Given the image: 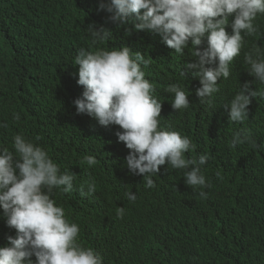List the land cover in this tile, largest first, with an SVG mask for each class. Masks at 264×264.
<instances>
[{"label":"clouds","instance_id":"1","mask_svg":"<svg viewBox=\"0 0 264 264\" xmlns=\"http://www.w3.org/2000/svg\"><path fill=\"white\" fill-rule=\"evenodd\" d=\"M97 10L116 26L130 24L143 34L110 51L79 49L74 75L83 92L80 98L60 96L53 104L52 111L58 108L66 119L64 128L54 124L53 138L82 129V151L88 155L84 161L90 167L120 156L119 145L124 144L123 169L142 175L146 188L156 186L152 177L167 164L185 170L184 183L200 189V198L207 199L203 189L211 184L202 168L209 155L186 158L196 145L177 125L195 126L197 110L214 107L216 94L228 97L225 108L230 109L231 122L247 120L252 99H264V91L251 90L248 79L236 80L240 66L264 85V0H98ZM88 31L97 45L112 36L110 29L95 24H89ZM148 67H153L154 79L146 75ZM161 73V79L169 74L173 81L164 92L158 88ZM10 78L0 90V264H116L107 247V227L114 225L131 237L147 225L142 217L161 220L163 226L156 224L161 233L172 236L175 248L187 243L186 238L178 243L167 232V225L179 219L157 191L139 198L133 192L110 191L94 181L96 176L88 179L61 163L69 149L55 145L47 150L28 139L22 117L29 85L15 74ZM32 123L40 126L39 120ZM7 133L17 134L6 141ZM245 143L264 150L247 130L234 133L229 147ZM54 190L60 193L53 195ZM219 230L206 237L202 251L213 263L221 254L223 264H247L240 245H221L226 240ZM174 244L162 248L159 258L186 264Z\"/></svg>","mask_w":264,"mask_h":264},{"label":"trees","instance_id":"2","mask_svg":"<svg viewBox=\"0 0 264 264\" xmlns=\"http://www.w3.org/2000/svg\"><path fill=\"white\" fill-rule=\"evenodd\" d=\"M97 8L98 0H0V90L12 74L28 83V103L22 117L24 135L47 150H52L51 146L55 145L69 149L71 153L61 163L66 168H75L88 179L96 176L94 181L103 182L110 191L133 192L137 198L157 191L161 201L164 197L168 199V210L179 223L167 225V232L174 235L178 243L183 238L187 243H181L182 249L179 245L175 248L177 244L172 236L161 233L162 228L156 223L163 226L162 221L155 216L142 217L147 225L131 237L121 235L114 225H110L107 227V247L116 264H173L161 260L158 253L173 244V249L185 258L186 264H223L221 254L213 263L208 252L202 251L206 237L219 229V235L226 240L221 245L235 242L245 250L247 264L264 263V150L248 143L235 149L229 147L233 134L245 130L258 144L264 145V99H252L247 120L231 122L230 109L225 108L228 97L216 94L214 107L202 105L197 110L199 118L195 126L192 122L177 125L181 135L188 136L196 145L195 151L185 154L186 158L209 155L202 168L211 184L210 188L203 189L208 194L207 199L200 198V189H192L184 183L185 170L172 169L167 164L152 177L156 186L146 188L142 175L124 171L123 151L127 150L124 144L122 148L119 145L120 156L114 160L109 158L106 165H100L98 160L90 167L84 161L88 155L82 151L85 144L82 129L76 134L69 129L65 133L67 137L53 138L54 124L59 128L66 124L65 116L58 108L52 111L53 104L60 96L80 98L83 92L82 86L77 84L78 75H74L79 66L73 59L79 49L94 51V47H98L110 51L143 34V31L130 28V24L116 26L107 21L108 14ZM89 24L110 29L112 36L98 45L93 44ZM177 63L175 60L174 65ZM152 68L144 71L154 79ZM178 71L176 67L174 73L179 79ZM236 73L237 81L248 79L251 90L264 91V85L248 75L244 68L237 67ZM162 76L163 73L159 76L158 88L164 92L173 81L169 74L161 79ZM233 90L234 87L230 89ZM32 120H39L40 126L35 127ZM77 122L88 126L85 120L78 119ZM16 134L7 133L6 141ZM11 142L9 139V146ZM81 173L77 176L81 177ZM59 193L54 190L53 195ZM179 264L185 263L182 260Z\"/></svg>","mask_w":264,"mask_h":264}]
</instances>
